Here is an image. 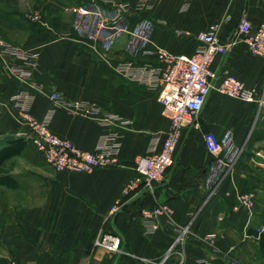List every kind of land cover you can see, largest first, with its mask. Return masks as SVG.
<instances>
[{"label": "crops", "instance_id": "crops-1", "mask_svg": "<svg viewBox=\"0 0 264 264\" xmlns=\"http://www.w3.org/2000/svg\"><path fill=\"white\" fill-rule=\"evenodd\" d=\"M128 1L133 7L139 2ZM23 2L17 9L21 0H0V35L36 52L37 63L23 80L8 70L14 57L0 54V146L17 138L28 141L32 133L20 100L12 98L16 95L28 96L30 118L83 149L94 150L110 132L119 135L120 145L118 164L89 172L56 170L39 155L24 161L25 169L11 168L18 185L9 188V199L0 200V264H156L166 255L164 264H232L234 259L257 264L264 258L254 234L264 229V105L211 90L198 125L183 127L164 180L149 186L135 162L158 137L162 142L169 117L157 88L119 71L124 61L154 62L159 51L192 55L198 33L225 15L231 18L220 30L223 39L243 13L254 29L264 24V0H151V8H132L129 15L107 4L91 7L87 0ZM33 13L40 19H30ZM101 20L99 39L93 41L89 35ZM212 67L228 70L264 97V56L253 54L244 41L216 55ZM53 90L65 101L94 102L125 123L107 125L70 113L48 97ZM206 133L219 138L226 159L243 147L215 182L218 169L210 170L215 154L205 145ZM248 192L255 195L251 209L237 201ZM162 204L171 212L158 215V228L151 231L142 210ZM101 231L120 235L122 250L94 248ZM179 235L182 240L169 252Z\"/></svg>", "mask_w": 264, "mask_h": 264}, {"label": "built area", "instance_id": "built-area-1", "mask_svg": "<svg viewBox=\"0 0 264 264\" xmlns=\"http://www.w3.org/2000/svg\"><path fill=\"white\" fill-rule=\"evenodd\" d=\"M101 4H107L128 15L133 13L132 8L135 11L151 8V0H139L136 7H133L128 0H87V5L91 7H99ZM28 16L35 21L40 19V13ZM230 18V15H225L221 21L213 23L208 30L200 31L197 35L200 44L192 55H172L166 51H159L155 53L156 61L154 62L124 61L119 66V71L131 79L149 88L158 89V99L163 104L164 113L169 117V126L164 132L162 142L158 143V137L152 143L150 151L139 156L135 162V169L140 178L149 186L164 180L168 169L174 164L183 127L198 125L199 114L211 90L216 89L221 93L255 102L260 107L264 105V97L258 94L256 89L246 86L228 70L224 69L219 73L212 67L216 55L226 54L237 41H244L253 54L264 56V24L253 29L251 21L243 13L234 31L223 39L220 30L223 23ZM102 26L101 20L89 38L97 41ZM147 53L151 52L147 51ZM0 54L14 57L15 60L7 62L8 70L13 76L23 80L29 78L31 67L37 63L36 52L16 46L1 35ZM37 89L44 92L41 86H37ZM47 95L57 104L64 106L70 113L94 117L107 125L125 123L118 115L102 112L94 102L65 101L57 90L50 91ZM12 98L20 100L21 111L32 127L28 142L37 154L54 169L89 172L98 167L118 164L120 142L117 133L110 132L102 135L94 150L83 149L70 139L51 131L46 123L30 118L26 112L29 103L28 96L16 95ZM204 140L207 149L215 154L210 170L213 172L214 169H218L217 175L211 178V181H216L229 169L232 158L242 152L243 147H239L231 159H226L220 154L222 143L216 135L206 133ZM254 198V193L248 192L239 195L237 201L251 209L254 205ZM117 209L118 205H115L112 211ZM163 212H171L167 204L142 210L149 230L153 231L158 228L155 219ZM181 240L182 235H179L168 251H172ZM122 242L120 235L101 231L94 237L92 245L94 248H103L107 252L115 253L122 250ZM166 258L167 255L156 264H164ZM5 264L36 263L34 261L24 263L10 261ZM232 264L242 263L234 259Z\"/></svg>", "mask_w": 264, "mask_h": 264}, {"label": "trees", "instance_id": "trees-1", "mask_svg": "<svg viewBox=\"0 0 264 264\" xmlns=\"http://www.w3.org/2000/svg\"><path fill=\"white\" fill-rule=\"evenodd\" d=\"M24 138L8 140L5 145L0 147V185L15 188L18 185L17 179L11 173L8 162L13 157L20 155L28 145ZM259 241L261 254L264 256V229L254 233Z\"/></svg>", "mask_w": 264, "mask_h": 264}, {"label": "rangeland", "instance_id": "rangeland-1", "mask_svg": "<svg viewBox=\"0 0 264 264\" xmlns=\"http://www.w3.org/2000/svg\"><path fill=\"white\" fill-rule=\"evenodd\" d=\"M24 0H21V5L18 4L16 5L17 9H23L24 7ZM32 3L35 2V0H30ZM27 6V5H26ZM31 6V5H30ZM5 145V144H4ZM3 146V145H2ZM0 146V147H2ZM33 158H39L38 154L35 152V150L31 147V145L28 143L27 147L25 148V150H23V152L20 155H17L15 157H13L12 159L9 160L8 162V167L12 168V170L14 169H25L26 167V162L24 161H30ZM10 187H6L3 185H0V200L5 197V198H10L12 196V190L9 189ZM15 195V194H13ZM257 264H264V258L259 257V260L257 261Z\"/></svg>", "mask_w": 264, "mask_h": 264}]
</instances>
